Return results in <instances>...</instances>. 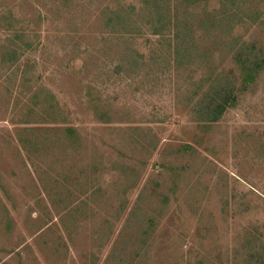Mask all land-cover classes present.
Returning a JSON list of instances; mask_svg holds the SVG:
<instances>
[{"label": "rangeland", "instance_id": "374dc122", "mask_svg": "<svg viewBox=\"0 0 264 264\" xmlns=\"http://www.w3.org/2000/svg\"><path fill=\"white\" fill-rule=\"evenodd\" d=\"M0 264H264V0H0Z\"/></svg>", "mask_w": 264, "mask_h": 264}, {"label": "trees", "instance_id": "16d2710c", "mask_svg": "<svg viewBox=\"0 0 264 264\" xmlns=\"http://www.w3.org/2000/svg\"><path fill=\"white\" fill-rule=\"evenodd\" d=\"M163 1H166V0H161V3H163ZM157 7H158V4H157ZM157 13V16L159 17V11L157 10L156 11ZM158 25V24H157ZM160 25V24H159ZM153 35L155 36H158V35H161V33H158V31L155 29V31H153L152 33ZM263 61H260V63H256L255 64V68H262V63ZM242 70L244 71V80L247 82V81H250L251 79H253V75H252V69L249 68V67H246V66H242ZM231 101V99H228V97H226V99H223V103H218L215 107L216 109V114H220L223 109L225 108V106L227 105V101Z\"/></svg>", "mask_w": 264, "mask_h": 264}]
</instances>
